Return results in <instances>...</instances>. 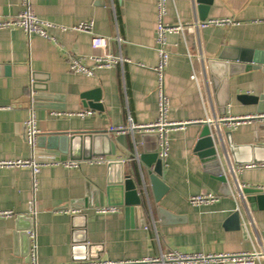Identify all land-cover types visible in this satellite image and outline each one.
Here are the masks:
<instances>
[{
	"label": "crops",
	"instance_id": "0c3cea01",
	"mask_svg": "<svg viewBox=\"0 0 264 264\" xmlns=\"http://www.w3.org/2000/svg\"><path fill=\"white\" fill-rule=\"evenodd\" d=\"M31 1L35 14L56 26L49 29L52 40L28 37L19 28L0 30V162L70 160L51 149L55 133L109 135L116 155L76 160L80 163L77 168L44 165L37 174L29 167L0 166V211L15 212L14 217L0 218V264H28L25 254L29 245L21 233L30 224L18 220V215L34 218L36 238L30 239V249L35 242L38 264L139 260L169 250L232 254L264 245V210L250 209L237 193L239 185L264 191V129H256L254 123L237 129L219 128L220 157L230 195L220 193L221 183L203 169L194 152L203 121L263 114L257 105L244 104L238 97L259 96L264 91V0H213L205 20L196 0L168 1L166 22L170 25L189 27L194 20L212 19H226L230 24L168 35L165 89L170 100L169 119L190 124L169 136L170 153L160 177L168 190L159 202L150 184L154 168L140 165L138 160L145 152L159 151V137L156 132L137 128L153 123L158 116L154 71L159 60L157 0ZM21 10V0H0L3 16L14 17ZM89 21L94 22V34L106 40L105 51L131 62L96 69L91 77L74 73L72 57L91 65L90 57L103 52L93 48V35L71 29ZM210 62L216 73L223 72L224 63L246 69L213 80ZM193 72L198 82L191 79ZM96 91L100 109L90 107L93 100L84 97ZM31 95H42L43 102L60 109H34L30 101H24ZM32 110L39 130L36 149L26 140V122ZM84 110L94 115H69ZM110 127H125L126 131L113 133ZM226 132H231L233 152ZM76 138L79 141L80 137ZM80 153L83 155V150ZM101 159L105 161L98 162ZM111 160L122 164L110 167ZM254 160L263 163L249 164ZM248 165L255 166L243 168ZM232 168L236 172L231 175ZM122 172L146 181L145 227L138 213L130 219L125 207L108 204V183ZM208 192L220 194V201L206 207L188 202L189 197ZM100 196L102 207L112 205L118 211L97 213L95 209L102 208ZM34 200L36 214L32 216L30 202ZM159 207L185 220L163 225ZM237 210L245 230L228 222Z\"/></svg>",
	"mask_w": 264,
	"mask_h": 264
},
{
	"label": "built area",
	"instance_id": "2783aa9c",
	"mask_svg": "<svg viewBox=\"0 0 264 264\" xmlns=\"http://www.w3.org/2000/svg\"><path fill=\"white\" fill-rule=\"evenodd\" d=\"M169 0H157V19L155 27V40L157 45V52L159 56L158 64L154 68L158 78L157 93H158V116L157 119L148 125L137 126L139 129L146 131H153L158 134L159 137V151L158 157L165 163L170 153V134L174 131L183 129L190 122H175L169 119L170 100L166 94L165 89V71L169 63L170 52L168 50V35L170 34H185L188 32L199 31L209 26H221L230 24L229 20L212 19L207 21L194 20L189 27H185L181 23L176 25H170L166 22L167 5ZM22 10L14 17H6L0 14V30H12L22 29L28 37L32 35H38L44 39L52 40L49 34V29L56 25L50 21L39 18L32 7L31 0H21ZM65 29V27H63ZM74 31L84 32L93 35L92 46L95 49H102L103 52L98 55L90 57L91 65L85 64L81 58L72 57L70 67L71 70L80 75L91 77L94 75L95 70L99 68L111 69L117 65L125 62H131L120 55H113L105 51L106 40L102 37L94 34V22H84L71 28ZM190 55V54H189ZM191 56V55H190ZM191 79L198 82L197 73L193 72ZM59 115V113H56ZM69 115H75L81 118L92 116L94 112L91 110L79 111L71 113ZM254 122L264 123V113L255 115H243V116H224L216 119V121L207 119L203 123L212 124L219 131L221 125H225L230 129H237L241 125L252 124ZM126 131L125 127H110L109 132L123 133ZM219 134V132H218ZM39 130L37 127L36 114L32 110L29 120L26 122V140L32 149H36ZM101 159L98 162H104ZM56 164L63 165L66 168H77L79 166L78 161L66 160V161H47L40 162L36 159L26 161H14V162H0V166L7 167H29L33 170L34 174L40 171V168L44 165ZM255 166V165H254ZM253 165H248L243 168H251ZM264 167V163L261 164ZM242 169V168H240ZM239 169V170H240ZM235 168L230 169V174L235 173ZM245 186H238V191ZM261 189V188H260ZM238 193V192H237ZM239 195V193H238ZM240 197V196H239ZM221 195L218 193H202L199 195L191 196L188 199L190 205L194 207H206L216 204L220 201ZM241 198V197H240ZM97 213H115L118 211V207H102L95 209ZM30 213L32 216L36 214V202L35 200L30 202ZM15 216L14 211H0V218H11ZM30 239L35 241L36 235L34 231L29 232ZM264 262V245L259 243L254 247L252 251L232 254H204V253H181L176 250H169L161 253L155 257H144L139 260H122V261H104V262H81L73 264H256ZM28 264H38L37 261V245L33 244L30 250V262Z\"/></svg>",
	"mask_w": 264,
	"mask_h": 264
},
{
	"label": "water",
	"instance_id": "95a60500",
	"mask_svg": "<svg viewBox=\"0 0 264 264\" xmlns=\"http://www.w3.org/2000/svg\"><path fill=\"white\" fill-rule=\"evenodd\" d=\"M196 2L199 4L201 19L205 20V18L207 17L208 8L212 5L213 0H196ZM212 64L213 63L210 62V71L213 80L214 77L219 80H223L246 69V67L244 66L239 67L234 65L233 63H224L222 67L223 72L216 73L213 69ZM33 90L37 92L39 91V89L36 88H33ZM39 92L42 91L40 90ZM84 97L86 99L93 100L92 103L89 104L90 107L94 109H100V95L98 91L91 94H86L84 95ZM30 98L25 97L24 101H30L34 109L44 107L60 109L58 105L43 102L42 100L44 99V97L42 95H31ZM238 99L244 104L257 105L258 112L264 113V91L259 96L240 95ZM62 109H64V107H62ZM224 112H226V110ZM253 127H256V129H264V123L254 122ZM78 136L80 137L79 141H77L76 138ZM225 136L229 145H231L233 152L234 149L232 146L231 132H226ZM51 149L57 151L58 155L70 156V160L73 161L80 159L90 160L93 157H114L116 155L115 145L112 143L109 135L100 133H97L96 135H85V137L76 134L69 135L67 133H55L51 137ZM86 149H91V152L89 150L88 152H86ZM80 150H83V155H79L81 154ZM194 152L200 159L203 169L207 171L214 179L221 183L220 193L224 195H230L231 189L229 185L228 175L226 174L224 166H222L223 162L220 157L222 154L220 137L218 132H216V129L212 125L202 123V130L199 139L196 143ZM66 160H68L66 157H59L50 158L46 161ZM138 160L140 162V165L142 163L146 166L154 168V171L150 176V184L154 192L155 199L157 202H159L168 190L166 185L160 179V177L163 175L164 163L161 159H159L157 151L145 152L140 155ZM111 161L112 162L109 165L110 167L117 164H122L121 162H114V160ZM251 162L252 163L249 164H261L264 161L262 162L254 160ZM106 193L109 198L108 204H114L117 206L125 207L126 214L130 219H132V216L135 213H138V215L142 218V226H146L144 212L147 208L146 205L148 204L147 202H145L146 196L148 195V189L144 177H142V180H140L139 182L136 178L126 175L124 172H122L118 175L116 180L109 181ZM238 193L241 199L249 205L250 209L264 210V191L262 189L244 187L240 189ZM98 205H100L101 207L104 206L102 197L100 198ZM158 214L160 221L163 225L182 223L185 220V218H183L182 216L174 215L162 207L158 208ZM16 218L18 220L26 219L30 224L28 228L25 229V232L21 233V237L26 239L29 245L25 254L26 262L29 263L31 250V240L29 232L34 230V218H29L22 215H18ZM228 222L231 223L233 227L237 229L245 230V227L241 223L240 212L238 210L232 214Z\"/></svg>",
	"mask_w": 264,
	"mask_h": 264
}]
</instances>
